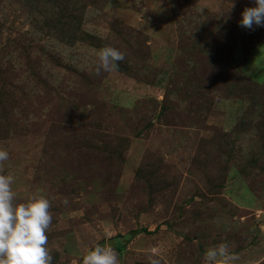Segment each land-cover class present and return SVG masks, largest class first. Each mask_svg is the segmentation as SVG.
Instances as JSON below:
<instances>
[{
	"label": "rangeland",
	"instance_id": "374dc122",
	"mask_svg": "<svg viewBox=\"0 0 264 264\" xmlns=\"http://www.w3.org/2000/svg\"><path fill=\"white\" fill-rule=\"evenodd\" d=\"M251 6L0 0V173L18 202H51L52 264L110 240L119 264H203L222 242L264 264V135L249 115L264 27L239 23ZM107 46L125 59L97 76Z\"/></svg>",
	"mask_w": 264,
	"mask_h": 264
},
{
	"label": "clouds",
	"instance_id": "9594fccd",
	"mask_svg": "<svg viewBox=\"0 0 264 264\" xmlns=\"http://www.w3.org/2000/svg\"><path fill=\"white\" fill-rule=\"evenodd\" d=\"M239 23L248 30L264 27V0H254V6L246 7ZM124 59L125 54L116 47L100 49L95 74L113 71ZM8 159L9 152L0 148V165ZM13 183L11 174L0 173V264H52L47 246L53 219L51 202L39 194L18 202ZM239 259L226 242L208 247L203 253V264H238ZM82 264H119V260L112 247L95 245L83 256ZM149 264H161V260L150 256Z\"/></svg>",
	"mask_w": 264,
	"mask_h": 264
},
{
	"label": "trees",
	"instance_id": "16d2710c",
	"mask_svg": "<svg viewBox=\"0 0 264 264\" xmlns=\"http://www.w3.org/2000/svg\"><path fill=\"white\" fill-rule=\"evenodd\" d=\"M252 102H255L251 104V109H249V115L254 114L257 112L256 117H259L258 121L256 122L257 124V129L261 131V135H264V96L257 98H253ZM256 107L259 108V111L256 110ZM253 122V121H252ZM242 124H244V120L242 121ZM240 123L238 125V131H240ZM256 126V125H255Z\"/></svg>",
	"mask_w": 264,
	"mask_h": 264
},
{
	"label": "water",
	"instance_id": "95a60500",
	"mask_svg": "<svg viewBox=\"0 0 264 264\" xmlns=\"http://www.w3.org/2000/svg\"><path fill=\"white\" fill-rule=\"evenodd\" d=\"M134 234L135 233L132 232V235H134ZM114 244H115V240H110L109 243H108L109 246H113Z\"/></svg>",
	"mask_w": 264,
	"mask_h": 264
}]
</instances>
